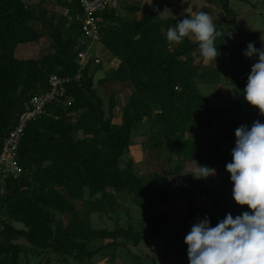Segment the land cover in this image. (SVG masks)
<instances>
[{
  "label": "trees",
  "instance_id": "16d2710c",
  "mask_svg": "<svg viewBox=\"0 0 264 264\" xmlns=\"http://www.w3.org/2000/svg\"><path fill=\"white\" fill-rule=\"evenodd\" d=\"M27 1L0 0V153L29 101L50 92L51 76L73 78L79 70L77 53L89 45L77 20L82 14L78 0ZM48 1L67 14L40 8ZM215 2L225 12L223 20L231 17L235 23L228 0ZM125 11L126 17L116 9L94 16L99 53L88 57L79 81L70 80L62 97L47 102L26 124L16 151L18 176L0 174V264H30V256L44 264H93L105 240L112 247L136 248L143 239V224L135 227L128 208L149 216L163 214L158 213L159 204L180 200L175 184L190 194L192 204L197 197L208 201V211L189 207L192 215L223 220L228 214L235 218L250 211L234 202L230 178L225 182L220 177L232 162L235 146L225 116L232 114L234 124L242 122V111L249 106L243 96L246 82L235 81L240 93L230 108L212 107L196 86L203 61L197 43L186 38L170 45L166 40L167 29L179 20L161 14L160 4L148 13L139 3ZM136 12L141 17L133 21ZM42 39L48 40L45 53L36 59L16 57L18 46ZM216 43V62L223 51L235 53H227L234 49L227 35ZM100 55L114 60L115 67L105 71L100 60L93 64V57ZM196 58L201 61L194 64ZM98 72L103 77L95 79ZM126 90L129 94L112 123L116 93ZM238 112L239 120L233 121ZM256 120L263 122L258 115ZM135 136L142 137L141 152L158 171L133 172L129 151ZM192 160L216 174L203 180L181 176L190 171ZM163 164L168 166L165 171ZM77 203L87 208V221ZM91 215L102 221L101 226L104 219L111 226L93 228ZM134 256L140 264L139 255Z\"/></svg>",
  "mask_w": 264,
  "mask_h": 264
},
{
  "label": "rangeland",
  "instance_id": "374dc122",
  "mask_svg": "<svg viewBox=\"0 0 264 264\" xmlns=\"http://www.w3.org/2000/svg\"><path fill=\"white\" fill-rule=\"evenodd\" d=\"M27 2L35 4L37 3V0H29ZM49 2L41 4L40 8L56 15L66 14L65 9L56 6L54 2L51 4ZM139 2L140 0H123V3L118 4L116 11L121 17H126L127 14L124 10V6L126 7L132 3ZM155 2L156 5H161L162 10H170L171 15H169L175 20L185 18L183 14L187 8L196 12H207L212 16L214 22L217 23V26L220 27L219 29L226 33L225 36L227 35L228 39H231L234 44V49H231V51L227 53H232V50H234L235 53L226 55V51H223V58L218 61L220 64L219 66L222 67L220 68V73H218V69L214 67L217 66L216 64L209 63L207 64V66H209L208 69L206 67L201 69L197 73L196 79V86L199 93L212 107L224 110L230 108L240 93L236 82L244 81L247 84V78L250 74L251 67L254 63L258 62V58L255 56L249 59L245 58L243 55L247 45L253 43L257 49L264 47V1L228 0L229 7L231 8V15L234 16L235 23L231 22V17H229L226 22L223 20L225 12L221 10L219 7L220 5H218L215 0H155ZM121 5L122 7H120ZM150 7V9L145 8V13L151 12L153 7ZM140 17L141 12H138L137 14L134 13L131 19L135 21L140 19ZM29 25L33 28H36L37 26L36 23H30ZM229 33L231 34L230 36L228 35ZM91 47L88 57H91L94 53H99L100 50L98 43L92 44ZM47 48L48 40L42 39L38 44L18 46L15 55L19 59H36L39 55L45 53ZM98 59L102 63L105 71L115 67V61L105 55H100ZM200 61V59L196 58L193 63L196 64ZM202 62L204 63V60L200 62L201 65H203ZM232 67L234 69L231 72ZM222 70H224V72H221ZM102 77V73L99 72L95 75V79ZM222 84H228V91L224 88L223 93L220 95L219 85ZM128 94V90L116 93L115 99L117 106L113 111L114 118L112 123H115L118 118L119 108L124 105ZM242 113L244 117H242V122H239V124H234L231 121L232 118L230 117L232 114L225 116V120L228 122V126L226 127L233 128L232 134L234 136L235 130L241 125L251 128L257 115L263 120L262 123H264V116H261L259 110L250 105L246 109L244 108ZM237 114L241 115L240 112L233 114V121L239 120L237 119ZM192 137L194 140H197L198 138L197 135H193ZM142 142V137L135 136L133 138L134 144L129 151V155L135 164L133 172L137 175L159 170V168L156 167V164L149 163L146 160V157L142 154L140 149L142 148ZM162 169L165 171L168 169V166L163 164ZM220 177L227 182L228 179L226 178H230V174L226 172L220 174ZM174 188L178 191L180 200L172 204H159L158 213L163 214H151L149 216L148 214H143L142 211L140 212V209L134 206L128 208V211L131 213L130 219L135 224V227L143 224V228L140 229L143 234V239L138 247H129V250L122 247L116 248L112 247V242L110 240H105L102 243L105 248L101 249V251L93 257L92 263L110 264L111 262L112 264H138V260L136 261L134 255H139L141 258L139 262L140 264H189L187 258V246L184 243V239L189 233L192 225L207 217L210 226L215 227L218 222L222 221V219H217L207 214L192 215L191 212H188L189 207L192 209L196 208L208 211L210 207L208 201L206 198L197 197L198 200L194 205L188 199L190 195L188 192L181 191L180 187L176 184L174 185ZM77 209L81 214V218L84 221H87V208L82 207V205L77 203ZM88 220L93 228L106 227L109 229V226H111L110 220L108 219H104L103 226H101L102 221L96 215H91ZM136 229L139 230L138 228ZM128 251H131L132 253H128ZM110 255H113V257H110ZM23 261L24 259H22L21 262ZM29 263L44 264V261L30 256ZM50 264L60 263L51 260Z\"/></svg>",
  "mask_w": 264,
  "mask_h": 264
},
{
  "label": "clouds",
  "instance_id": "9594fccd",
  "mask_svg": "<svg viewBox=\"0 0 264 264\" xmlns=\"http://www.w3.org/2000/svg\"><path fill=\"white\" fill-rule=\"evenodd\" d=\"M161 14H170V10ZM183 15L185 18L167 29V42L180 45L190 39L197 43L204 62L215 64L220 55L216 41L225 36L220 27L204 11L187 8ZM243 55L258 58L248 75L244 100L264 116V47L257 49L249 43ZM231 155L225 170L233 185L232 198L250 211L235 218L228 214L215 227L207 217L193 224L184 239L189 264H264V123L256 120L251 128L239 126ZM215 174L214 169L192 160L190 171L180 175L203 180Z\"/></svg>",
  "mask_w": 264,
  "mask_h": 264
},
{
  "label": "built area",
  "instance_id": "2783aa9c",
  "mask_svg": "<svg viewBox=\"0 0 264 264\" xmlns=\"http://www.w3.org/2000/svg\"><path fill=\"white\" fill-rule=\"evenodd\" d=\"M117 1L118 0H78L82 14L77 17V20L81 24L82 32L89 40V45L86 49L77 53L76 63L79 70L71 79L51 76L49 80V85L51 87L50 92L42 97L33 98L29 101L24 112L19 115L17 125L4 139L3 148L0 153L1 175L9 174L16 177L21 172V168L16 162V151L26 124L30 121H34L35 118L43 112L44 106L47 102L55 98L62 97L65 92V85L69 83L70 80H74L76 82L80 80V70L84 68L88 61L89 49L91 45L96 43L99 39L97 20L94 16L107 9H116ZM93 58V64H97L99 59L96 57Z\"/></svg>",
  "mask_w": 264,
  "mask_h": 264
},
{
  "label": "crops",
  "instance_id": "0c3cea01",
  "mask_svg": "<svg viewBox=\"0 0 264 264\" xmlns=\"http://www.w3.org/2000/svg\"><path fill=\"white\" fill-rule=\"evenodd\" d=\"M129 1V0H128ZM262 1H264V0H262ZM49 2V1H48ZM50 4L51 3H53L52 1L51 2H49ZM119 3H123V0H118V2H117V6H118V4ZM141 3V4H140ZM139 4H140V6H141V8H142V10H145V8L146 9H150L151 7L150 6H152V7H154V6H156V2H155V0H140V2H139ZM57 6V5H56ZM123 6H124V4H123ZM125 6H124V10H125ZM64 9V8H63ZM116 9H117V7H116ZM138 13V12H137ZM137 13H135V14H137ZM137 20H139V19H137ZM137 20H135V21H137ZM26 45V44H25ZM221 57V59L223 58V54L220 56ZM207 64H209V63H203V65H202V69L203 68H207L208 69V67L209 66H207ZM214 64V63H213ZM215 64L217 65V66H214L215 68H217L218 69V73H220V68H222L221 66H219L220 64L218 63V62H216L215 61ZM214 67H211V68H214ZM211 68H209V69H211ZM233 67L231 68V72L233 71ZM221 72H224V70H222ZM223 83V82H222ZM232 84H233V82H232ZM228 85V84H227ZM226 84H222V85H219V87H220V92H219V94L221 95L222 93H223V90H224V88H226V90L228 91V86H227Z\"/></svg>",
  "mask_w": 264,
  "mask_h": 264
}]
</instances>
